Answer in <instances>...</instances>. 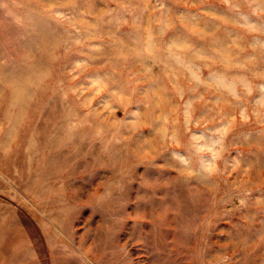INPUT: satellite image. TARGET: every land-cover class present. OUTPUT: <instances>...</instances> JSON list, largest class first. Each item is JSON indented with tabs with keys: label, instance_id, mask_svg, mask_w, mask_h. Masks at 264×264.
<instances>
[{
	"label": "rangeland",
	"instance_id": "rangeland-1",
	"mask_svg": "<svg viewBox=\"0 0 264 264\" xmlns=\"http://www.w3.org/2000/svg\"><path fill=\"white\" fill-rule=\"evenodd\" d=\"M0 264H264V0H0Z\"/></svg>",
	"mask_w": 264,
	"mask_h": 264
}]
</instances>
